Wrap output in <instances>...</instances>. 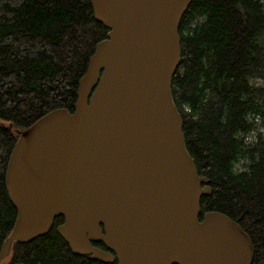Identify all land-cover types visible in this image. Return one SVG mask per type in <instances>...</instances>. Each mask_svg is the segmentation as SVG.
I'll return each mask as SVG.
<instances>
[{"label":"water","instance_id":"1","mask_svg":"<svg viewBox=\"0 0 264 264\" xmlns=\"http://www.w3.org/2000/svg\"><path fill=\"white\" fill-rule=\"evenodd\" d=\"M192 0H92L108 29L81 77L73 112L57 108L21 132L6 185L18 216L0 251L47 234L73 253L118 264H252L238 221L201 215L212 193L186 146L172 81ZM102 242L107 249L95 245Z\"/></svg>","mask_w":264,"mask_h":264},{"label":"trees","instance_id":"2","mask_svg":"<svg viewBox=\"0 0 264 264\" xmlns=\"http://www.w3.org/2000/svg\"><path fill=\"white\" fill-rule=\"evenodd\" d=\"M109 29L92 0H0V251L18 211L6 172L21 132L46 113L73 112L81 77ZM181 59L172 81L186 146L212 193L201 215L238 221L264 264V0H192L182 17ZM5 122V123H4ZM63 216L30 242L15 241L3 264H118L77 255L60 235ZM95 245L107 249L104 244Z\"/></svg>","mask_w":264,"mask_h":264},{"label":"rangeland","instance_id":"3","mask_svg":"<svg viewBox=\"0 0 264 264\" xmlns=\"http://www.w3.org/2000/svg\"><path fill=\"white\" fill-rule=\"evenodd\" d=\"M258 80H259L260 83L264 84V79H258ZM254 121H255L257 127H256V129L254 131H252L249 134V136L247 138V141L254 140L257 137V134L259 132H264V117L263 116H255Z\"/></svg>","mask_w":264,"mask_h":264},{"label":"flooded vegetation","instance_id":"4","mask_svg":"<svg viewBox=\"0 0 264 264\" xmlns=\"http://www.w3.org/2000/svg\"><path fill=\"white\" fill-rule=\"evenodd\" d=\"M203 216H204V215H203ZM202 219H203V218H202ZM96 243H98V244H99V243H101V242H96ZM104 246H105V245H104Z\"/></svg>","mask_w":264,"mask_h":264}]
</instances>
